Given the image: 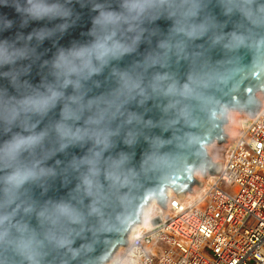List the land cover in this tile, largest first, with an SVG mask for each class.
Segmentation results:
<instances>
[{"label":"water","instance_id":"obj_1","mask_svg":"<svg viewBox=\"0 0 264 264\" xmlns=\"http://www.w3.org/2000/svg\"><path fill=\"white\" fill-rule=\"evenodd\" d=\"M46 2L62 6L61 12L67 14L34 18L18 11L28 7L27 0H0V43L26 53L0 66V91L6 98L21 100L46 92L54 83L52 63L57 55L96 43L94 21L102 12H124L123 0ZM193 5L196 15L185 26H195L196 35L177 34L167 7L152 10L134 31H127V25L119 28L116 40L128 50L97 65L100 72L82 82L85 100L111 97L123 74L139 83L131 98H124L122 114L108 124L115 135L99 157L98 175L90 176V166L78 163L100 150L92 141L60 146L55 127L63 100L46 114H21L11 126L0 121V146L18 134L47 133L39 147L19 158L22 167L45 171L19 190V209L10 225L14 236L20 235L19 227H26L43 241L39 264H104L118 246L125 245L126 234L150 200L165 209L167 189L181 196L197 183L194 172L203 176L217 172L219 163L211 160L206 146L225 141L229 110L250 117L258 111L256 93L264 96V25H253L239 12H227L224 0H193ZM194 78L198 84L192 83ZM185 84L192 89L188 95L181 94ZM171 85L176 91L169 93ZM64 91L66 96L73 94L72 86ZM129 115L134 116L131 123ZM77 126H83V120ZM150 156L158 161L155 166L145 164ZM122 157L126 159L119 173L121 181L127 177V184L108 178L112 164ZM5 174L6 170L0 171V177ZM85 178L94 181L92 195ZM59 205L68 206L78 219L62 215L53 226L39 215ZM60 239L68 243L58 246ZM0 264L27 262L0 249Z\"/></svg>","mask_w":264,"mask_h":264},{"label":"clouds","instance_id":"obj_2","mask_svg":"<svg viewBox=\"0 0 264 264\" xmlns=\"http://www.w3.org/2000/svg\"><path fill=\"white\" fill-rule=\"evenodd\" d=\"M227 12L233 11L241 13L253 25H264V3H257V0H224ZM27 8H18V11L26 12L34 18L52 16L57 14L66 15L61 12L58 4H48L46 0H27ZM167 7L169 16L175 18L177 34H184L192 37L197 34L195 26H185V21L196 15L193 0H123L122 8L124 12L117 14L102 12L94 23L96 25L97 42L89 47L74 48L68 51H61L52 63V75L54 83L47 86L46 92H35L21 100L6 98V93L0 91V121L11 126L21 114H46L54 108L58 101L63 100L61 120L55 127V132L61 143V148L70 143L92 141L99 147V151H94L91 157L85 158L78 163L90 166V176L98 175L97 167L99 157L103 150L111 144V137L115 135L108 127V124L118 115H121V108L125 97L131 98V93L139 88V83L128 74H123L120 87L111 97H97L85 100V93L82 91V82L90 79L94 74L100 72V66L107 63L110 57H117L120 53L127 51L123 44L116 40L117 31L127 25V31H134L135 26L141 22L142 18L152 10ZM138 39V37H137ZM162 48L169 45L162 44ZM26 53L22 50L11 49L7 43H0V66L11 64L19 58H23ZM100 65V66H97ZM15 82V77H13ZM164 77H157V81H162ZM193 84H198L199 80L193 79ZM69 86L73 88V94L65 95V89ZM169 93L176 91V86L167 88ZM192 89L188 84L183 86L181 94L188 95ZM90 113L85 118V113ZM134 116L129 115L128 123H131ZM83 120V126H77ZM35 128V125H32ZM46 132L31 133L30 135H15L10 140L0 146V171L6 170V174L0 177V249L10 251L14 256H18L27 264H39L38 257L41 255L39 249L43 248V241L36 238L34 233H30L26 227H19V236H14L11 232V222L19 209L16 204L19 197V190L28 181L35 179L45 170L39 172L36 166L22 167L19 158L26 151H33L39 147ZM124 157L112 164V170L108 173V178L114 182L128 183L127 177L121 181L119 169L125 162ZM155 166L158 161L155 157H148L145 164ZM77 163V162H74ZM85 185L88 194L92 195L94 181L85 178ZM97 189L99 186H96ZM16 205V208H13ZM95 211V209H93ZM25 211H32L26 208ZM39 215L55 226L62 215L69 216L72 220L78 217L68 206L59 205L53 210H45ZM50 240H55V236H50ZM58 246H65L68 241L60 239L56 241Z\"/></svg>","mask_w":264,"mask_h":264},{"label":"built area","instance_id":"obj_3","mask_svg":"<svg viewBox=\"0 0 264 264\" xmlns=\"http://www.w3.org/2000/svg\"><path fill=\"white\" fill-rule=\"evenodd\" d=\"M227 134L219 169L148 202L106 264H264V98ZM223 185L231 186L227 193Z\"/></svg>","mask_w":264,"mask_h":264},{"label":"rangeland","instance_id":"obj_4","mask_svg":"<svg viewBox=\"0 0 264 264\" xmlns=\"http://www.w3.org/2000/svg\"><path fill=\"white\" fill-rule=\"evenodd\" d=\"M259 97H260V99L264 98V96H262L261 93H259ZM240 117H241V111L239 112L237 110H229L227 112V123L223 126L225 135L235 134L236 129H237L238 124H239ZM224 147H225L224 142L223 143H217L216 141H214L213 143L206 146L207 154H208V156H210V158L213 162H217L218 160L221 159V156H222L223 151H224ZM200 174H201L200 172L196 171V172H194V177L200 178ZM222 189L224 191H226L227 193L232 192L231 186L223 185Z\"/></svg>","mask_w":264,"mask_h":264},{"label":"bare ground","instance_id":"obj_5","mask_svg":"<svg viewBox=\"0 0 264 264\" xmlns=\"http://www.w3.org/2000/svg\"><path fill=\"white\" fill-rule=\"evenodd\" d=\"M259 93H261V92H257V93H256V97H257L258 101L261 100L260 97H259ZM261 94H262V93H261ZM214 163H216V162H214ZM195 179H197V178H195ZM167 190L172 191V189H167ZM181 196H183V195H181ZM151 201H154V199L150 200L149 202H151ZM142 210H143V208H142ZM135 225H136V224H135ZM135 225H133L132 227H130L128 233L132 230V228H133ZM128 233L126 234V236L128 235ZM125 238H126V237H125ZM119 247H120V246H118L114 252H116V251L118 250ZM108 261H109V260H107L106 262H108ZM106 262H105L104 264H106Z\"/></svg>","mask_w":264,"mask_h":264}]
</instances>
